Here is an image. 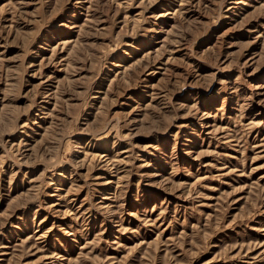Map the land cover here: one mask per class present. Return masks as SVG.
<instances>
[{
  "label": "rangeland",
  "instance_id": "rangeland-1",
  "mask_svg": "<svg viewBox=\"0 0 264 264\" xmlns=\"http://www.w3.org/2000/svg\"><path fill=\"white\" fill-rule=\"evenodd\" d=\"M0 264H264V0H0Z\"/></svg>",
  "mask_w": 264,
  "mask_h": 264
}]
</instances>
